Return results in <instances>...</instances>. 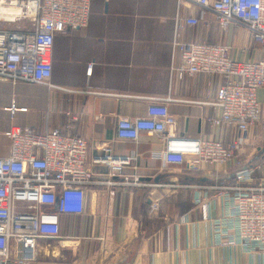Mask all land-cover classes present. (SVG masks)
<instances>
[{
    "label": "crops",
    "instance_id": "0c3cea01",
    "mask_svg": "<svg viewBox=\"0 0 264 264\" xmlns=\"http://www.w3.org/2000/svg\"><path fill=\"white\" fill-rule=\"evenodd\" d=\"M199 12L197 5L179 6L177 0H91L88 25L55 36L49 84L0 80V156L11 150L5 131L14 124L40 132L59 127L86 138L95 173L87 187L60 192L55 209L64 237L35 240L30 264H253L240 246L217 244L210 219L222 209L213 187L231 184L240 163L261 164L254 183L264 180L263 90L257 92L260 123L249 131L236 160L220 170L153 158L163 146L158 136L142 133L139 140H125L116 134L119 117L144 115L151 98H170L176 135L223 141L236 135L235 128H214L207 121L219 113L211 103L223 78L172 71V42L177 37L228 45L238 60L264 59V51L248 28L224 29L212 12L197 25L177 28L178 16ZM12 103L27 110L12 114ZM108 144L117 156L135 152L138 159L115 173L107 164L92 163ZM124 174L137 183H105L123 182ZM201 194L214 195L206 199L207 219L196 203ZM156 202L159 207L152 210Z\"/></svg>",
    "mask_w": 264,
    "mask_h": 264
},
{
    "label": "built area",
    "instance_id": "2783aa9c",
    "mask_svg": "<svg viewBox=\"0 0 264 264\" xmlns=\"http://www.w3.org/2000/svg\"><path fill=\"white\" fill-rule=\"evenodd\" d=\"M177 1L179 6L189 2L200 8L198 16H178V29L184 23L197 25L212 12L224 29L231 24L248 28L253 41L264 51V0ZM90 13L91 0H0V80L16 85L49 84L55 36L85 28ZM230 50L228 45L176 37L171 70L223 78L211 103L219 113L207 121L214 128H235L231 140L176 135V118L167 103L170 98H151L144 115L119 117L117 138L139 140L142 133L155 135L163 143L154 151L155 159L201 170L228 167L243 149L249 131L261 121L257 92L264 91V59L238 60ZM178 57L180 62L176 63ZM8 109L12 114L27 110L15 103ZM5 136L11 140V150L0 156V261L30 264L28 254L35 240L64 237L61 216L55 209L60 192L68 187H87L94 183L95 173L88 161V141L69 130L52 127L40 132L14 124ZM137 159L135 152L117 156L108 144L91 162L107 164L115 173ZM261 167L242 166L231 175V184L213 187L219 190L222 209L210 219L217 244L240 246L252 257L253 264H264V180L254 183V174ZM123 177V182L105 183H137L130 181L128 174ZM212 196L201 194L196 200L205 219L206 199ZM158 207V202L152 204V210Z\"/></svg>",
    "mask_w": 264,
    "mask_h": 264
},
{
    "label": "trees",
    "instance_id": "16d2710c",
    "mask_svg": "<svg viewBox=\"0 0 264 264\" xmlns=\"http://www.w3.org/2000/svg\"><path fill=\"white\" fill-rule=\"evenodd\" d=\"M184 165H186V164H184ZM239 167H242V164L241 163L239 164Z\"/></svg>",
    "mask_w": 264,
    "mask_h": 264
}]
</instances>
